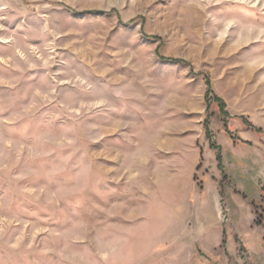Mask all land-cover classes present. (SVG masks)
Wrapping results in <instances>:
<instances>
[{
  "label": "rangeland",
  "instance_id": "374dc122",
  "mask_svg": "<svg viewBox=\"0 0 264 264\" xmlns=\"http://www.w3.org/2000/svg\"><path fill=\"white\" fill-rule=\"evenodd\" d=\"M262 125L264 0H0V264H258Z\"/></svg>",
  "mask_w": 264,
  "mask_h": 264
},
{
  "label": "crops",
  "instance_id": "0c3cea01",
  "mask_svg": "<svg viewBox=\"0 0 264 264\" xmlns=\"http://www.w3.org/2000/svg\"><path fill=\"white\" fill-rule=\"evenodd\" d=\"M262 127L264 130V125H262ZM245 134L247 136L245 140L252 142L253 145L237 146L241 148H246L248 154L246 156V162L245 164H243L244 168L240 170L238 169L240 172L238 170L232 172L230 188L233 190L232 196L237 198V200L241 202L240 205L242 206V209L244 206V212L248 211L250 213L247 216L249 220L250 229L246 233L242 234L238 230L239 225H232L231 231L232 238H235V236H237V238H239L240 241L243 243V246L248 250L250 259H253L258 264H263L264 226L258 225L256 223L257 214L255 213V206H261V210H264V139L258 138L253 132L250 131H247ZM224 163L225 159L223 157V164ZM239 163L240 161L237 162V165ZM240 174H242L243 176L239 177ZM235 190H237V194ZM240 199H242L243 201ZM239 210L241 211V207ZM258 235H260L262 238V244L261 242H259V244H256V239L258 238ZM231 241L234 242V240ZM231 241H227L228 249L230 246H234L233 244L231 245ZM230 254H232V252H230Z\"/></svg>",
  "mask_w": 264,
  "mask_h": 264
},
{
  "label": "trees",
  "instance_id": "16d2710c",
  "mask_svg": "<svg viewBox=\"0 0 264 264\" xmlns=\"http://www.w3.org/2000/svg\"><path fill=\"white\" fill-rule=\"evenodd\" d=\"M207 84H208V87H209L208 94H211V92H212V87H211V82H210V80H207ZM216 100L220 103L222 109L225 111V108H226V103H225V101H224L221 97H219V96H216ZM253 128H254L257 132H259V133H261V134H264V130H263V129H258V128H256L255 126H253ZM207 135H208L210 141L212 142V143H211L212 148L215 149V150H219L217 144L213 142V136H214V135H213V133L210 131L209 128H208V131H207ZM245 143H248V142H245ZM248 144H251V143H248ZM217 160L219 161V168H220V169L222 170V172L224 173L223 157H222V154H221V153H219V154L217 155ZM256 223H257L258 225H263V226H264V223H263V221H262V217H261L260 215H258V218H257V220H256Z\"/></svg>",
  "mask_w": 264,
  "mask_h": 264
}]
</instances>
